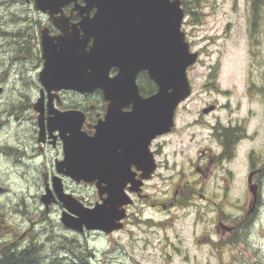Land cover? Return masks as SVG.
Segmentation results:
<instances>
[{
    "label": "flooded vegetation",
    "instance_id": "1",
    "mask_svg": "<svg viewBox=\"0 0 264 264\" xmlns=\"http://www.w3.org/2000/svg\"><path fill=\"white\" fill-rule=\"evenodd\" d=\"M37 1L0 0V161H3L0 165V175L32 177V180L26 179L30 184L22 188L24 195L21 201L22 205H28L29 214L34 213L36 217L39 216L32 220L23 217L24 221L32 223L33 228L35 224L50 222L51 212L54 209H59L61 221V216L67 208L58 196L59 189H62L64 196L68 194L75 197L78 204L94 207L98 203H105L109 198L108 189L111 185V181L106 176L93 181L73 179L67 173L68 162L65 161L67 151L69 153V145L74 142L72 139L74 132L78 131L80 135L90 139L96 133V126L105 119L108 102L104 90L100 87L83 91L71 87L59 88L58 81L64 77H73L68 71V66L61 60L60 54L65 52L63 48L67 47L68 42L60 37H70L74 32H79L83 36L81 23L93 18L97 9L81 6L85 4V0H67L63 5L60 2L64 0H41L42 7L37 6ZM50 45H53L52 50L49 48ZM92 45L93 40L80 50L90 53ZM52 51L57 61L48 66L46 53ZM192 51L197 50L192 49ZM197 52L200 54V51ZM193 66L195 64L188 68V73ZM118 72L117 67L110 69L111 76H115ZM213 72L214 70L210 72V79L206 80V87L210 85L209 82H213L211 80ZM141 76L144 83L141 81ZM189 80L192 86L190 76ZM137 83L143 96L152 94L143 87L156 86L145 71L139 73ZM213 86L217 90H222L218 84ZM209 107L213 108L205 112ZM216 107L218 105L215 103L205 106L201 116L215 111ZM131 108V105L125 106L123 110L129 111ZM197 124H204L210 129L216 147L205 146L199 149L196 159L188 156L193 162L190 171L195 168V171L205 178L218 176L220 171L229 174V179L222 177L225 181L222 188L228 190L229 180H233L234 165L242 155V141L249 137L250 133L241 123L217 121L190 125ZM171 132L158 135L150 141L148 145L152 153L150 160H153V164L156 161V169L149 178L142 180L141 190L135 191L132 188L135 184L132 182L125 185L124 191L131 195L133 202L125 207L127 215L123 220L124 226L131 217L137 215V212H131V209L139 199L145 207L155 213L171 211L174 207H194L201 215L200 208L204 207L205 202L214 203V196L209 197L205 193L207 182L190 180L185 174L181 175L182 179L171 195L158 196L148 191V186L163 167L159 159L162 148L158 149L156 143ZM122 153L119 149L117 159L109 163L106 170L117 174L126 173L135 182L139 181L144 173L143 169L132 155L128 153L127 158L124 159ZM245 163L249 190L253 186L256 195L253 194L252 199L249 198L248 208L239 220L231 217V213L224 215L222 210L214 217L216 232L229 235L228 239L238 231L239 225L241 228L245 226V231L246 229L251 231L253 227L264 224L262 148L250 149ZM84 187L92 188L93 191L83 193L80 188ZM32 188L36 189V195L32 194ZM9 191V188L0 186V194ZM227 204L233 205V202L228 201ZM122 208L120 207L119 210ZM208 208L212 213L215 211L212 205ZM25 211L28 215L26 209ZM146 221L149 222V229L153 228L152 235L157 236L156 242L154 239L151 240V246L163 252L174 244L167 235L159 236L158 233L159 230L166 229V219L151 214ZM42 227L41 231H20L17 227L13 229L7 227L6 230L0 231V264L17 262L19 264H91L87 261L86 250L76 248L75 237L54 231L50 225ZM88 232L91 231L83 230L79 233Z\"/></svg>",
    "mask_w": 264,
    "mask_h": 264
},
{
    "label": "rangeland",
    "instance_id": "2",
    "mask_svg": "<svg viewBox=\"0 0 264 264\" xmlns=\"http://www.w3.org/2000/svg\"><path fill=\"white\" fill-rule=\"evenodd\" d=\"M187 1L190 8L182 28L191 48L200 51V58L188 73L193 91L176 111V126L156 143L158 149L162 148L159 159L163 167L148 191L158 196L171 195L181 175L185 174L190 180H205L208 184L205 193L214 196V203L205 202L200 208L201 215L194 207H174L171 211L155 213L139 199L131 209L137 215L110 235L94 231L80 234L67 229L60 221L59 209L51 212L50 222L35 224L33 228L23 217L32 220L39 216L29 214L28 205H22L21 201L22 188L30 184L26 179L32 180V177L0 175V186L10 189L0 194V231L7 227L41 231L42 226L50 225L54 231L75 237L76 248L86 250L87 261L91 264H264V224L251 231L239 225L238 231L228 239L229 235L216 232L214 221L220 210L239 220L248 208L252 193L247 182L246 156L252 148L264 151V9L255 11L253 0ZM212 70L215 72L211 78L213 82L206 87ZM214 84L222 90H217ZM213 103L218 105L215 111L201 116L202 109ZM217 121L241 123L250 133L242 141V158L234 165L228 190L222 188L225 184L222 177L229 179V174L220 171L218 176L205 178L195 168L190 171L193 162L188 159V156L196 159L199 149L205 146L216 147L207 126L190 124ZM2 163L0 161V165ZM80 190L83 193L93 191L86 187ZM31 192L36 195L35 188ZM228 201L233 205L227 204ZM210 205L215 209L213 213L208 208ZM151 214L167 220L166 229L158 233L159 236L167 235L174 244L163 252L150 245L151 240L157 241V236L152 235L153 228L150 230L146 221Z\"/></svg>",
    "mask_w": 264,
    "mask_h": 264
},
{
    "label": "water",
    "instance_id": "3",
    "mask_svg": "<svg viewBox=\"0 0 264 264\" xmlns=\"http://www.w3.org/2000/svg\"><path fill=\"white\" fill-rule=\"evenodd\" d=\"M81 6L97 11L93 18L81 23L83 36L74 32L70 37H60L68 42L63 48L65 52L60 54L61 60L73 77L58 79L59 88L83 91L100 87L108 102V112L90 139L74 132V142L69 145L65 160L67 173L77 181L100 180L106 176L111 185L106 202L93 208L76 204L71 195L64 196L59 189L58 195L67 208L61 221L78 231L86 227L110 233L124 226L122 220L127 215L124 206L133 202L124 191L125 185L132 182L135 184L132 188L140 191L142 180L156 169L148 145L153 138L174 127L176 109L192 91L187 70L199 54L191 51L182 30L185 17L182 0H85ZM91 40L90 53L80 50ZM49 48L52 50L53 45ZM46 58L48 66L57 61L53 51L46 53ZM112 67L119 69L115 76L110 75ZM143 71L158 87L148 96L141 94L137 83ZM130 105L131 110H123ZM119 149L124 159L129 153L143 169L139 181L135 182L126 173L106 170L117 159ZM250 190L256 195L253 186Z\"/></svg>",
    "mask_w": 264,
    "mask_h": 264
},
{
    "label": "trees",
    "instance_id": "4",
    "mask_svg": "<svg viewBox=\"0 0 264 264\" xmlns=\"http://www.w3.org/2000/svg\"><path fill=\"white\" fill-rule=\"evenodd\" d=\"M183 6L186 9V11H189V1L187 0H182ZM253 9L255 11L260 10V9H264V0H253ZM195 14V13H194ZM143 81V80H142ZM145 91L149 92V93H153L156 91V86H150L149 88H145L143 87ZM16 264H19L18 262Z\"/></svg>",
    "mask_w": 264,
    "mask_h": 264
}]
</instances>
